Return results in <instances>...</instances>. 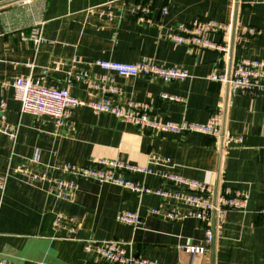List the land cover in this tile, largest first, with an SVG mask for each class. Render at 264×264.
<instances>
[{"label": "crops", "instance_id": "1", "mask_svg": "<svg viewBox=\"0 0 264 264\" xmlns=\"http://www.w3.org/2000/svg\"><path fill=\"white\" fill-rule=\"evenodd\" d=\"M197 18L231 25L228 35H210L227 44L228 52L170 39L179 26ZM241 56L264 59V0H0V180L5 183L0 258L15 264H113L85 250L83 239L96 238L130 243L137 255L162 264H264V93H233L209 78L229 71ZM143 58L186 69L190 77L122 76L96 64ZM103 74L114 80L90 86L89 80ZM17 77L68 87L81 100L109 96L121 105L135 100L160 121L206 122L222 110L223 135L157 132L84 105L73 108L59 126L52 117L21 111L13 86ZM102 157L140 164L167 157L169 166L156 168L242 191L246 204L227 213L211 251L192 255L185 246L205 240L199 220L150 214L163 205L162 197L54 169L64 162L88 166ZM19 166L73 181L75 187L59 195L56 182L17 172ZM126 175L153 188L162 185L155 175ZM124 210L138 211L140 226L118 222L116 215ZM59 213L63 226L55 228Z\"/></svg>", "mask_w": 264, "mask_h": 264}, {"label": "built area", "instance_id": "2", "mask_svg": "<svg viewBox=\"0 0 264 264\" xmlns=\"http://www.w3.org/2000/svg\"><path fill=\"white\" fill-rule=\"evenodd\" d=\"M147 11V9L145 8ZM169 7L162 9L167 13ZM231 25L212 19L197 18L196 20L182 24L171 33L170 39L176 44H188L202 49L228 52L229 47L223 42H217L210 37L213 33L229 34ZM251 34L256 29H245ZM35 42H38V31L35 32ZM98 64L103 70L122 76L158 77L165 80H184L190 77V72L176 66H167L156 63L149 58H143L136 62H119L115 60L99 59ZM209 78L220 81L229 91H237L254 96L264 93V59H252L241 56L234 60L230 70L217 74L212 73ZM111 75L103 74L98 80H89L90 86L100 87L101 82L113 81ZM15 98L21 103V111L36 116H49L61 126L65 123L71 110L77 106L89 107L94 113H112L115 116L131 122L139 127H150L157 132H173L186 134L191 132L206 134L215 138L223 135V112L219 110L212 114L206 122H193L186 119L179 121H160L153 117L145 106L135 100H129L126 105L115 103L109 96H99L90 100H81L74 96L68 87H52L34 83L30 78L17 77L13 82ZM113 93L120 92V88H113ZM169 97L168 94H163ZM5 107L6 103L1 102ZM237 138V141H241ZM37 159L38 157L35 156ZM170 159L157 157L148 164L129 162L118 158L102 157L96 159L93 164L83 166L78 163L64 162L54 169L69 174L75 178L86 179L97 183H110L123 188L131 189L140 196L146 193H154L162 197L163 205L152 207L150 214L162 216L168 220L182 221L187 218H195L204 224L205 240L201 245L185 246V251L194 254H206L211 251L216 240V230L223 222L227 213L233 209L243 208L246 204V195L229 186H217L208 182L192 179L169 170H160L157 165L169 166ZM17 172L33 176L41 182H56L57 193L64 195L75 187L73 181L56 178L47 172L34 174L31 168H16ZM150 174L161 178L162 185L153 188L139 180L126 175ZM5 183L0 180V188ZM264 214V208L261 210ZM120 223L137 228L143 222L142 215L138 211L124 210L116 215ZM64 215L57 214L54 221L55 228L63 226ZM84 248L92 252L97 258L113 264H162L161 262L137 255L130 243L119 239L85 238ZM0 264H15L0 258ZM31 264H51L46 261H36Z\"/></svg>", "mask_w": 264, "mask_h": 264}]
</instances>
